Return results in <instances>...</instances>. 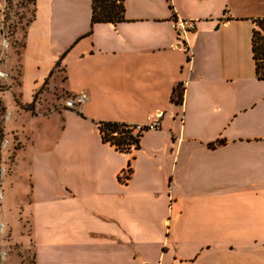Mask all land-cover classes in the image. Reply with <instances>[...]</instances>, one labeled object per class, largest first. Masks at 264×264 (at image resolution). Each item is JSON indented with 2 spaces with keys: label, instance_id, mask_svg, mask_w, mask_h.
Masks as SVG:
<instances>
[{
  "label": "crops",
  "instance_id": "0c3cea01",
  "mask_svg": "<svg viewBox=\"0 0 264 264\" xmlns=\"http://www.w3.org/2000/svg\"><path fill=\"white\" fill-rule=\"evenodd\" d=\"M123 7V22L91 26V0H34L18 102L44 87L86 100L74 111L55 101L45 116L42 99L31 114L3 97L27 153L33 264H264V81L251 53L264 0ZM174 19L196 21L181 43ZM156 113L160 129L138 149L101 142L97 123Z\"/></svg>",
  "mask_w": 264,
  "mask_h": 264
},
{
  "label": "rangeland",
  "instance_id": "374dc122",
  "mask_svg": "<svg viewBox=\"0 0 264 264\" xmlns=\"http://www.w3.org/2000/svg\"><path fill=\"white\" fill-rule=\"evenodd\" d=\"M33 16V0H0V89H4L0 92V264H33L29 222L26 212H22L28 199L24 195L28 185L26 163L22 158L27 153L22 152L24 141L19 140L23 134L17 135L16 128L20 124L13 121L3 100L10 92L17 99L20 54ZM67 98L60 94L55 98L54 92L47 87L35 95V101L42 99L45 116L55 101L63 105ZM6 102L10 103L8 99ZM38 125V122L29 120L27 127L33 128L34 132L45 129L43 123V126Z\"/></svg>",
  "mask_w": 264,
  "mask_h": 264
},
{
  "label": "trees",
  "instance_id": "16d2710c",
  "mask_svg": "<svg viewBox=\"0 0 264 264\" xmlns=\"http://www.w3.org/2000/svg\"><path fill=\"white\" fill-rule=\"evenodd\" d=\"M34 5V0H33ZM124 7L123 0H91V26L94 24H117L123 22ZM34 17V16H33ZM33 20V19H32ZM255 28L251 36V53L255 66V76L258 81H264V19H257L253 21ZM63 57V56H62ZM61 57V59H62ZM262 61V63H260ZM59 66L56 63L55 68ZM54 73L50 72L49 77ZM45 80L44 85L47 84ZM4 89H0V92ZM171 102L175 105L182 104V89L178 85L171 96ZM15 104L22 110L29 111L33 114V104L30 106H22L17 99L14 98ZM101 142L108 144L115 151L119 153H129L131 150L138 149L139 137L132 135L133 125L120 124L114 122H99L96 124ZM1 128H0V144H1ZM129 163L127 169L130 171Z\"/></svg>",
  "mask_w": 264,
  "mask_h": 264
},
{
  "label": "built area",
  "instance_id": "2783aa9c",
  "mask_svg": "<svg viewBox=\"0 0 264 264\" xmlns=\"http://www.w3.org/2000/svg\"><path fill=\"white\" fill-rule=\"evenodd\" d=\"M171 27L175 32L176 39L179 43L183 40V38L190 32H193L196 29V21L195 20H186V19H174L171 23ZM86 100L85 95L79 94L73 97H69L63 104V107L69 110H76L79 106H81ZM162 118L161 113H156L153 116H149L146 118V122L142 125H133L132 127V135L134 137H139L143 133L148 131H157L160 129L161 123L160 120Z\"/></svg>",
  "mask_w": 264,
  "mask_h": 264
}]
</instances>
